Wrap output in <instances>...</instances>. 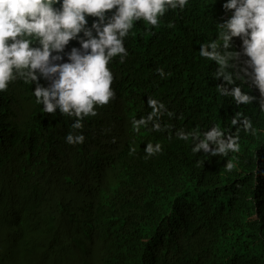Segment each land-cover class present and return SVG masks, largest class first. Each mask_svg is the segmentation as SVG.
<instances>
[{
	"label": "trees",
	"instance_id": "trees-1",
	"mask_svg": "<svg viewBox=\"0 0 264 264\" xmlns=\"http://www.w3.org/2000/svg\"><path fill=\"white\" fill-rule=\"evenodd\" d=\"M221 2L134 23L129 55L109 65L115 98L75 130L83 144L66 143L74 118L44 113L35 85L0 93V264H264V112L221 96L218 66L198 51L218 36ZM149 97L173 115L160 117L163 131L134 132ZM237 111L258 130L240 132L239 153H193L177 136L231 129ZM149 142L162 151L145 158Z\"/></svg>",
	"mask_w": 264,
	"mask_h": 264
},
{
	"label": "clouds",
	"instance_id": "clouds-1",
	"mask_svg": "<svg viewBox=\"0 0 264 264\" xmlns=\"http://www.w3.org/2000/svg\"><path fill=\"white\" fill-rule=\"evenodd\" d=\"M188 4L189 0H0V93L17 80L35 85L32 94L44 113L74 118L66 143L83 144V132L75 130H82L85 118L97 116L98 109L115 98L109 65L116 57L122 64L129 55L124 42L134 23L158 27L166 12H182ZM221 9L218 36L201 43L199 55L218 66L214 79L222 81L217 84L221 96L231 97L237 107L255 102L264 112V0H222ZM73 41L78 46L67 50ZM156 71L164 77L163 69ZM244 85L259 96L244 91ZM147 106L151 111L133 118L132 130L138 133L151 124L152 131H163L160 117L173 113L151 97ZM231 126L226 130L216 124L177 136L186 142L191 138L193 153L227 157L240 152L241 131L252 136L258 131L239 111ZM144 151L150 158L162 146L149 142ZM234 167L231 160L225 163L228 171Z\"/></svg>",
	"mask_w": 264,
	"mask_h": 264
}]
</instances>
